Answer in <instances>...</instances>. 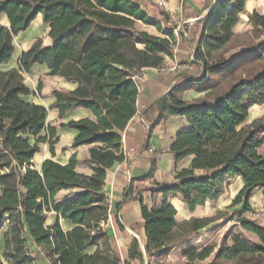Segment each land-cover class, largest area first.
I'll return each mask as SVG.
<instances>
[{"label": "trees", "instance_id": "1", "mask_svg": "<svg viewBox=\"0 0 264 264\" xmlns=\"http://www.w3.org/2000/svg\"><path fill=\"white\" fill-rule=\"evenodd\" d=\"M143 0H0V15L8 24L0 26V66L14 52L13 39L25 32L38 14L49 28L51 41L43 46L36 37L18 56L17 67L0 69V233H3V260L0 264H38L30 243L36 245L50 264H121L108 243L106 229L99 223L107 219L109 204L102 193L106 170L124 159L122 131L137 111L138 86L135 76L146 68H161L165 56H171L174 36L157 37L136 28L138 23L163 26L152 19ZM247 0H215L196 24L200 37L193 60L202 68L194 83L184 82L153 103L155 118L149 131L169 117L183 116L187 127L169 144L174 161L191 157L187 167L175 171L172 181L155 182L144 187L149 194H161L159 203L149 207L140 193L138 199L146 243L145 254L166 253L187 243L215 220L239 213L218 211L213 216L176 220L177 210L170 198L180 196L190 211L198 205L217 200L225 192L229 178L241 177L244 186L229 206L241 204L243 211L236 223L242 231L257 238L254 243L233 234L230 243L215 252L212 246L199 250L188 247L182 255L188 264L212 256L209 264H264V223L245 212L252 211L249 200L253 190L264 191V114L247 122L249 109L264 103V38L235 51H223L237 35ZM256 38L264 35V12L248 15ZM45 65L49 76L75 83L73 89H53L50 109L61 118L74 109H86L85 117L60 122L59 127L74 129L70 146H86L84 163L92 172L76 170V156L61 164L54 160L53 144L59 140L56 126L45 124L47 109L27 102L34 95L24 82V74L33 65ZM42 82L37 83V92ZM204 91L203 97L186 101V90ZM45 131L50 143V158L38 168L32 160L39 153V133ZM31 137L34 140H31ZM149 172L138 179H150L156 160H150ZM60 191L65 193L58 198ZM49 212L69 220L73 227L64 231L59 221L47 224ZM128 258L142 259L141 246L132 241ZM93 248L91 251L90 249ZM124 264H129L125 261Z\"/></svg>", "mask_w": 264, "mask_h": 264}, {"label": "crops", "instance_id": "2", "mask_svg": "<svg viewBox=\"0 0 264 264\" xmlns=\"http://www.w3.org/2000/svg\"><path fill=\"white\" fill-rule=\"evenodd\" d=\"M247 1L245 3L246 6L244 11L239 13V22L233 27V32L235 34L239 31V28L237 27L241 23L240 20L244 16L243 13L248 9ZM213 2L214 0L142 1V7L147 10L152 19L162 24L163 29H165V26L163 25L162 20H165V22L169 24V20L173 21L176 18L179 21L178 25H182L183 28L179 30L177 37L173 35L175 38L170 51L172 55L164 57V63L162 67L146 68L135 76V83L138 86V95L136 99L137 111L132 116L131 121L127 124L125 129L121 132V148L124 151V159L118 163H115L111 168L106 170V176L104 179L105 183L102 193H104V195L108 198L110 223L105 227L108 234V243H110L118 258H120L121 264H124L125 261H127L129 264H145L144 257L142 259L136 258L134 260L128 258L129 248L132 245V241L134 239L143 244V250L146 243L140 204L138 199H135V193H140L143 195L144 202L146 204L150 202L148 204L149 207L159 203L161 200V194H149L148 192L144 191V187H150V185L155 182H163L165 180L172 181L175 171L181 169L182 167H187L190 163L189 161L191 157L182 159L180 163L175 162L174 155L169 151V144L172 139H174L176 134L180 132L181 129L187 127L188 125L185 117L171 116L166 121L158 124L150 131L149 124L155 118L156 111L153 107V103L157 99L181 83H194L196 78L201 75L202 68H200L198 64L190 63L193 50L192 48L194 43H197L201 31V25L196 24V22H198V20L207 13ZM2 16L6 15L4 14ZM37 18L41 19V15L38 14L33 23L37 22ZM246 20L243 21L244 25H246ZM149 27H152L156 30V28L152 25H149ZM156 32L158 33L160 31L156 30ZM23 33L24 32H21L20 34L23 35ZM20 34H18L16 37L20 36ZM33 34L34 33H32V35ZM149 34L159 37V35L155 33ZM29 36H27L26 32V37ZM16 37H14V39ZM26 42H29V40ZM30 45L22 50H27ZM18 55L19 54H16L14 50L11 59H15V62L11 63L10 59L7 63L1 65L0 69L5 70L6 68L17 67ZM198 67L200 68L199 74L197 72ZM42 74L48 75V70L45 65L41 64L33 65L30 71L24 74V82L32 92L33 88L30 84H37L38 81H41L39 78ZM55 77L59 86L63 89L69 90L75 88V83H68L61 77ZM28 81L30 83L29 85ZM40 91L43 93V85ZM51 92L47 95L45 102L47 104H43L39 101L37 102L36 100H28L27 96H23L22 98L27 102L41 104L46 108L47 106L50 107L54 100V97L51 96ZM204 94V91L198 92L196 90L190 89L183 92L182 98L186 101H191L194 100V98L203 97ZM262 108L264 110V103L251 107L249 109V115L255 117H252L247 122H250L251 120L262 115L263 112L257 114V111L259 112ZM50 112L52 118L56 117L57 119H60V122L64 123H68L70 120H78L85 117L92 118V114L88 110L81 108L69 111V113L63 115L61 118H58L57 116V109H50ZM63 134L68 136L66 151L62 153L60 150H58V147L53 148L55 150V156L53 159L61 164H65L68 162L71 155L75 154L77 161L76 170L86 175L90 174L92 172L91 166L84 163L85 158L88 156V148L90 146L86 145L74 148L70 146L72 139L76 135L74 129L70 128L67 129V131H62L60 129L56 130V135H58L60 141L63 140ZM262 148H264V145L260 148V152L264 154V152L261 151ZM37 155L38 154H36L35 157ZM50 157L51 153L49 148L43 150V154L38 161V164L35 166L38 168V165L43 159ZM152 158H155L157 163V168L153 176L146 180L138 179L145 176L149 172L151 165L150 160ZM243 186L244 183L241 177L229 178L225 186V193L213 202L208 201V205L214 203L216 213L218 211L225 212L224 209L229 207V204ZM170 203L174 209L177 210L175 217L179 222L190 217H199V215L195 214L197 207L194 211H190L186 204L181 201L180 196L170 198ZM249 204L253 209L252 212L254 218L257 217L258 220L261 221L259 223H264V191L262 189L253 190ZM213 214H209V216H213ZM57 219L59 221L60 227L63 228L64 231L72 229L73 225L69 220L61 218L59 214L54 212L48 213L46 223L52 224L57 221ZM219 220H222V218L215 220L212 225L206 228L208 229L209 227L216 226V223ZM235 234H239L243 238H248L254 243L257 242V238L246 231H242L241 229ZM187 243L190 244L191 242L189 241ZM185 244V242L177 244L170 248L166 253H157L147 256L144 250V254L147 258V262L152 261V259H157L159 263H162V260L168 257L170 254H176L179 252L181 256H183L182 250L185 246H187ZM30 249L34 250L33 255L37 256L38 264H50V261L47 260L43 252H41V250L36 245L30 243ZM90 250L92 251L93 248ZM185 262L188 264L187 259Z\"/></svg>", "mask_w": 264, "mask_h": 264}, {"label": "rangeland", "instance_id": "3", "mask_svg": "<svg viewBox=\"0 0 264 264\" xmlns=\"http://www.w3.org/2000/svg\"><path fill=\"white\" fill-rule=\"evenodd\" d=\"M247 7L248 9L245 10V12L243 13V18L240 20V24L237 28H239L238 32L236 33V37L230 42L228 43L225 47H224V52L225 51H235L237 50L238 47H240V45H249L253 42H255L256 40H259L260 38H264V35H262L259 38H256V33H254L251 29H252V25L249 23L248 20V15L251 14L254 10L257 11L258 13L262 14L264 12V0H249L247 1ZM251 3V4H250ZM250 8V9H249ZM247 19V20H246ZM246 20V25L243 24V21ZM34 22V21H33ZM31 23L30 27L23 33V35L20 34V36L16 37L13 42L15 44L14 46V50L16 54H20L22 49L27 48L30 44H32L34 42V40L36 39V37H40L43 41L42 45L46 46L47 44L50 43L49 38L47 36V33L49 31V28L46 25H43L40 21L39 18H37V22L35 23ZM163 25L165 26V29L161 30L160 32H156L155 29H153L152 27H149V25H143L141 23H138L136 28L140 31H146L148 33H155L158 34L159 37H166L167 36V30H172L173 35L175 37L178 36V32L181 28H183V26L178 25V19L176 18L175 20H169V24L167 22H165V20H162ZM8 24L7 18L6 16H2L0 15V26H4ZM40 24V25H39ZM37 26V27H36ZM35 28H36V32H35ZM26 32L28 34V32L34 33L33 35L26 37ZM36 33V34H35ZM35 35V36H34ZM26 39V40H25ZM27 40H29V42H26ZM173 43V42H172ZM196 43H194L193 46V50H192V54H191V59H190V63H194L197 64L196 62H194L193 60V56H194V49H195ZM19 56V55H18ZM11 63L15 62V59H11L10 60ZM197 72L199 74L200 72V68L198 67ZM39 80H41L44 91L43 93L41 91L37 92V84H30L28 81V85L30 84L31 87L33 88V92L35 93L34 95H29L27 96L28 100H36L37 102H42L43 104H47L46 102V98L48 93H50L53 89L57 88V89H61L62 87L59 86L58 81L56 79L55 76H49L46 74H42L39 78ZM47 106V105H46ZM47 109V115H46V121L45 124H51V125H55L56 126V130L60 129L62 131H67V129L65 128H60L59 127V123H60V119H57L56 117L52 118L51 117V112H50V108L49 106L46 107ZM261 111V112H260ZM259 112L257 111V114L260 113H264L263 108L260 110ZM262 113V114H263ZM252 115H249L247 118V121L249 119H251ZM39 137H40V142L38 144L39 147V153L38 155L33 159L32 165L35 166L38 164V161L40 160L42 154H43V150L47 149L50 147V143L53 142V140L49 139L48 137L45 135V131H42L39 133ZM31 140L33 141L34 138L31 137ZM67 144H68V136L66 134H63V140H57L54 144H53V148L58 147V150H60L62 153H64L66 151L67 148ZM262 152H264V148L261 149ZM65 193V191L59 192L58 194V198H61V196ZM150 202L147 203V205ZM215 205L210 204L208 205V201L204 203V205H199L196 208V215H199V217L202 216H209V214H213L216 213L215 211ZM233 210H239L238 214H241L243 211V207L241 204H237L234 206H229L228 208L226 207L224 209V211L227 213V215L230 214V212H232ZM237 215L233 216L232 219L229 218H223L222 220H219L216 224V226L213 227H209L208 229H201L198 233V236L191 239V243L188 244L186 243L183 250L188 249V247H194L197 248L198 250L204 246H212L214 248V252L216 251V249H218L222 244H224L225 242L227 244L230 243L231 239L230 237L239 232L240 231V227L238 224H236V218ZM244 217H250V218H254L253 212L252 211H248L245 212V214L243 215ZM257 222H261L260 220H258L257 217L254 218ZM2 231L0 233V259L3 260V250H4V246H3V233L5 232V228H6V221H2ZM210 226V225H209ZM253 242V241H252ZM182 250V251H183ZM31 253L33 255L34 250H31ZM186 257L181 256V254L179 252H177L176 254H170L168 255V257L164 258L162 260V263H159L157 261V259H152V261L148 262L147 264H187L186 261ZM212 260V256L205 259V260H199L194 262L193 264H209V262ZM4 264H6V262H4Z\"/></svg>", "mask_w": 264, "mask_h": 264}, {"label": "built area", "instance_id": "4", "mask_svg": "<svg viewBox=\"0 0 264 264\" xmlns=\"http://www.w3.org/2000/svg\"><path fill=\"white\" fill-rule=\"evenodd\" d=\"M110 223V216L108 215L107 219H105L104 221L99 223V227H101L102 230L106 229L105 226H107ZM142 243H140V246L142 247ZM148 262L145 261V264H147Z\"/></svg>", "mask_w": 264, "mask_h": 264}, {"label": "water", "instance_id": "5", "mask_svg": "<svg viewBox=\"0 0 264 264\" xmlns=\"http://www.w3.org/2000/svg\"><path fill=\"white\" fill-rule=\"evenodd\" d=\"M215 2V0H214ZM214 2L212 4H214ZM142 257H144L145 261H147V258L145 257L144 250H143V245H142Z\"/></svg>", "mask_w": 264, "mask_h": 264}, {"label": "bare ground", "instance_id": "6", "mask_svg": "<svg viewBox=\"0 0 264 264\" xmlns=\"http://www.w3.org/2000/svg\"><path fill=\"white\" fill-rule=\"evenodd\" d=\"M29 35H32V33L31 32H28L27 36H29Z\"/></svg>", "mask_w": 264, "mask_h": 264}]
</instances>
